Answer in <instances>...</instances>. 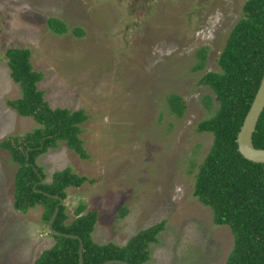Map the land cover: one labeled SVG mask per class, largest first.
<instances>
[{
    "label": "rangeland",
    "instance_id": "1",
    "mask_svg": "<svg viewBox=\"0 0 264 264\" xmlns=\"http://www.w3.org/2000/svg\"><path fill=\"white\" fill-rule=\"evenodd\" d=\"M247 0H0V142L41 125L8 104L23 95L11 76L6 52L28 47L39 83L53 107L85 109L82 137L91 155L82 159L59 141L39 162L53 174L67 167L89 178L67 189L73 220L81 202L98 210V243L126 244L163 220L146 264H226L235 244L229 225L195 195L200 165L214 140L197 130L218 107L201 80L220 71L219 57ZM60 17L70 32L49 29ZM75 27L86 34L78 37ZM207 47L204 69L194 71ZM179 94L183 116L169 103ZM211 95L213 110L203 102ZM18 163L0 148V264H36L56 243L43 220L44 207L15 208ZM93 180V181H90ZM126 207V214L122 208Z\"/></svg>",
    "mask_w": 264,
    "mask_h": 264
},
{
    "label": "trees",
    "instance_id": "2",
    "mask_svg": "<svg viewBox=\"0 0 264 264\" xmlns=\"http://www.w3.org/2000/svg\"><path fill=\"white\" fill-rule=\"evenodd\" d=\"M48 26L56 34L70 32L66 21L50 17ZM73 33L83 37L86 31L75 27ZM199 62L194 71L205 68L208 48L197 52ZM12 78L21 85L23 95L9 100L8 104L22 116L33 117L41 126L25 134L9 135L0 142V148L10 152L18 163L15 175V208L28 212L38 205L44 207L43 220L49 225L60 198H68L67 189L80 187L89 178L67 167L53 174L40 164V157L65 141L82 159L91 155L82 137L83 123L90 116L85 109L53 107L46 91L39 83L45 74L35 69L32 50L28 47H10L6 52ZM220 71H210L202 78L218 101L213 115L198 125L199 132L214 135L212 147L200 165L195 184V195L214 212L217 225H229L235 244L226 264H264V163L247 159L239 150L238 134L255 99L264 75V0H247L244 15L230 32L219 57ZM203 102L213 110L211 95ZM169 103L173 112L183 116L186 100L172 94ZM254 143L264 148V112L261 115ZM93 181V180H90ZM67 203L60 205L54 228L79 235L84 241V263L101 264L110 259H123L133 264H146L151 259V244L158 242L166 229L167 220L146 228L126 244L98 243L94 231L98 223V210H88L81 202L75 210L76 217L69 221ZM125 215L126 207L122 208ZM56 243L44 250L36 264H80V240L51 233Z\"/></svg>",
    "mask_w": 264,
    "mask_h": 264
},
{
    "label": "water",
    "instance_id": "3",
    "mask_svg": "<svg viewBox=\"0 0 264 264\" xmlns=\"http://www.w3.org/2000/svg\"><path fill=\"white\" fill-rule=\"evenodd\" d=\"M264 112V75L261 85L256 93L255 99L245 117L244 123L238 134V144L240 152L249 160L264 163V148H259L254 143V134L257 130L261 115ZM54 197L60 198V204L56 207L55 213L49 222L48 228L51 233L63 235L70 238H77L80 240V264L84 263V241L76 234L63 233L54 228V222L58 216L60 205L65 203V199L59 195ZM101 264H133L123 259H110Z\"/></svg>",
    "mask_w": 264,
    "mask_h": 264
}]
</instances>
